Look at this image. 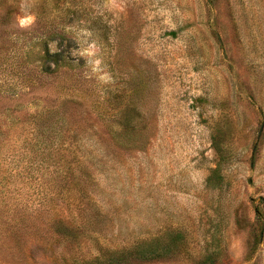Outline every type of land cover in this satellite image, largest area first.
<instances>
[{
  "label": "rangeland",
  "instance_id": "obj_1",
  "mask_svg": "<svg viewBox=\"0 0 264 264\" xmlns=\"http://www.w3.org/2000/svg\"><path fill=\"white\" fill-rule=\"evenodd\" d=\"M0 264H264V0H0Z\"/></svg>",
  "mask_w": 264,
  "mask_h": 264
},
{
  "label": "trees",
  "instance_id": "obj_2",
  "mask_svg": "<svg viewBox=\"0 0 264 264\" xmlns=\"http://www.w3.org/2000/svg\"><path fill=\"white\" fill-rule=\"evenodd\" d=\"M43 43H44L43 44L44 54L41 56L40 59V70L42 73L55 74V73H59L60 71L70 72L75 70V67H73L66 61V58L63 55V51H58V50L51 51L48 45V41L46 40ZM116 138L119 139V136H117ZM210 179L211 177L208 179L209 182ZM145 257L148 256L141 254L139 258L145 259Z\"/></svg>",
  "mask_w": 264,
  "mask_h": 264
}]
</instances>
